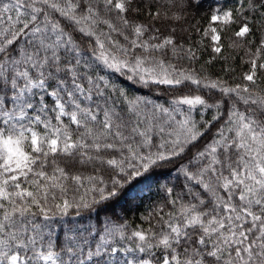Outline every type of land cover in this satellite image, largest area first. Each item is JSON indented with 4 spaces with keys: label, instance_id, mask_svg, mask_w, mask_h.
<instances>
[{
    "label": "trees",
    "instance_id": "16d2710c",
    "mask_svg": "<svg viewBox=\"0 0 264 264\" xmlns=\"http://www.w3.org/2000/svg\"><path fill=\"white\" fill-rule=\"evenodd\" d=\"M119 1L0 0V264H264V0Z\"/></svg>",
    "mask_w": 264,
    "mask_h": 264
},
{
    "label": "rangeland",
    "instance_id": "374dc122",
    "mask_svg": "<svg viewBox=\"0 0 264 264\" xmlns=\"http://www.w3.org/2000/svg\"><path fill=\"white\" fill-rule=\"evenodd\" d=\"M116 4H117L118 7L122 6V3L119 0H117ZM227 19H228L227 14L223 13V14L215 15L212 18V21L217 22V23H223V22H226ZM245 32H246L245 29H243L241 31V33H245ZM212 38H213V42L214 43L218 42V35L216 33L213 35ZM38 86H40V83L30 84V87H32V88L38 87ZM27 92H28V89H23V90L20 91L19 96H23ZM17 106L20 107L21 104H17ZM56 107L58 108V114L59 115H61V116H70L72 121L76 122V120H77L76 116L73 115V114L67 113L65 111L64 107L59 102L56 103ZM29 109H30V106H28L25 111H21V112H19L17 114H11L10 111L6 110L2 114V118L4 119L5 122L14 121V120L15 121H20V120L27 121L30 118V116H31V114L29 113ZM34 120L37 121V118H34ZM19 130L22 131V132H27L31 136V142L35 146L37 145L38 137H37L35 131L32 128L26 126L23 129H19ZM50 143H51L52 147L56 148V146H57V140L56 139H52ZM260 171H261V173L264 176V164L261 165ZM39 258H40V260H41V262L43 264H57V256L54 255V254H51V253L50 254H41V255H39ZM22 263H23V260L18 258V256H16V255L10 257L8 259V262H7V264H22ZM128 264H152V263L149 262V261L134 262V261L129 259ZM162 264H167V262L165 261Z\"/></svg>",
    "mask_w": 264,
    "mask_h": 264
}]
</instances>
